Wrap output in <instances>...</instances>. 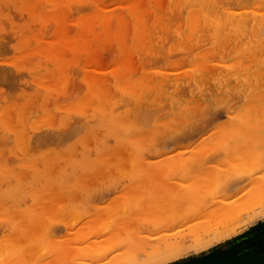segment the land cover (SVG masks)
<instances>
[{
	"label": "rangeland",
	"instance_id": "rangeland-1",
	"mask_svg": "<svg viewBox=\"0 0 264 264\" xmlns=\"http://www.w3.org/2000/svg\"><path fill=\"white\" fill-rule=\"evenodd\" d=\"M172 1L0 0V236L4 238L11 237L13 233L12 224H15L18 219H22V221L18 220L19 224H24L25 227L29 225L27 228L31 226V229L36 228L34 234L36 239H32L31 242L29 240L27 244L39 245L38 243L43 240L51 242L50 245H56L57 242L60 245L63 242L62 244L65 247L66 245L69 247L67 248L69 249L68 252L73 253L72 250L75 248H70V246H80L78 243H74V245L73 242L80 238H74V236L79 235L76 233L81 232L83 240L81 239L79 242H83V248H87L88 246L86 247L85 244H92L94 240L92 238H96L89 232L94 231L99 238H103L106 229H99V226L107 225L108 221L111 223L112 217L108 218L102 215L104 217L101 218L97 215V211L103 208L105 204L109 205L108 203L116 205L115 201L118 199L120 192L125 191L124 189L127 187H132L131 185L136 182V179L140 182L139 179L142 180L140 176L146 175L148 170L153 171L155 168L151 170V167V169L145 167H149V162L159 163L160 160L171 157V154L175 155L180 146L198 145L200 148L205 149L206 146L213 145V143L211 144L213 140L209 141L212 137L220 135L216 131L225 130L226 128L223 127L228 125L232 128L234 121L243 124L244 119L243 121L242 119L238 120L240 117L243 118L242 116L244 118L255 116L256 109L252 106L258 104V102L252 103L249 101V95L252 94L251 86L249 85L245 90L242 84L244 79L247 78L244 75L246 72L241 71V68H243L241 65L237 68L234 61H236L239 56L237 54L240 53L243 46L245 47L246 44L252 45L264 36V21L260 20L255 23L254 19L250 18L246 27V34L245 31H236L238 34H230L231 41L225 34L218 35V38H210L211 35L208 32H206L207 35L205 32H200L201 34L194 33L190 37L191 34H186L187 23L183 17L166 16L170 11L171 13L174 12L173 14L184 15L187 10L186 1L175 0L174 3ZM258 1H244L245 7H252L248 8L252 9L251 12L248 11L249 16L259 15L258 8L255 9ZM196 3L203 2L196 0ZM157 14L161 16L160 19L155 17ZM169 16L171 19H168ZM166 17L167 19H165ZM168 21L171 23L169 24ZM142 26L143 28L146 26V28L140 29ZM167 27L173 29L176 33L170 30L171 32L168 35L167 30L169 29ZM138 30H140L139 35L145 30L141 33V38L137 35ZM150 30L152 33L154 32L153 35H150ZM183 31L186 37L183 36ZM143 34L144 39H142ZM247 35H250V37ZM186 38H189L188 42ZM226 39L230 42L228 49L223 47L225 43L223 41ZM185 43L186 47L184 46ZM135 45L138 47L137 50ZM164 45L166 50L173 51H164ZM235 47L237 48L235 49ZM139 48L144 50L139 51ZM207 50L209 52L206 55ZM165 52L174 56H169ZM173 52L179 55H175ZM147 53H155L154 57L159 55L163 57L159 58L156 64L150 61L151 56L148 57ZM209 53L212 57L208 56ZM222 53H225L223 54L225 58H222ZM145 55L147 56L145 57ZM196 59H208L209 64H213L212 69L209 68V73L206 76L201 78H199L200 75L191 77L190 74L195 69L192 63ZM211 60L215 61L211 63ZM231 60L233 61L231 62ZM184 61H186V64H184ZM227 61L229 64L226 63ZM251 61L252 67L254 66V68H251L252 74L253 71L256 74L258 73H255L256 70L258 71L257 60L254 62V59H252ZM164 63L165 65H163ZM172 63L177 64L176 66H182V68L177 67L178 71H173L178 75L170 74L169 76H182L184 74L185 78L183 79L185 80L182 82L184 89L176 91L174 89L177 88L173 87V89L167 88V91L164 90V92L162 89H160L162 91H159L156 88L153 92L146 91L145 93L148 95H144L142 91L147 90V82L153 83L159 78V75L154 76L158 73V70L162 71L164 69L163 72L166 71L167 74L170 70L176 69L175 64ZM195 66H197V63ZM218 68L222 73L220 77ZM227 68L231 69L229 74L225 72ZM187 70L189 73L186 72ZM222 71L225 72L227 80L233 85L232 87L222 81L224 74ZM151 76H153L152 79ZM138 77L139 79H136ZM140 78H142L141 83L138 82ZM192 78H196V81H193ZM238 81L240 86H235ZM189 83H192V85H189ZM117 84L121 89L115 87ZM135 85L137 90L141 88L143 90L137 92ZM133 86L134 91L130 90ZM233 87L236 88V91ZM109 93L110 95H108ZM138 94L139 96L135 97ZM100 95L103 97L101 98L102 105L99 102L101 101V99L99 100ZM186 95H188V101ZM220 95L222 98L219 97ZM233 95L236 96L233 97ZM94 98L96 101L93 100ZM108 99L112 102H109L110 106ZM248 102L252 104L250 105ZM97 103H99V106L101 105L100 109L104 108L99 110ZM186 105L189 109L186 108ZM238 115H240L239 118ZM184 116L186 118L189 116V119L185 118L184 120L182 118ZM229 117H231L230 120H234L231 125L228 123L230 122ZM169 118L171 119L169 123L172 122L173 125L170 123V126H167ZM252 118L254 119V117ZM113 119L115 122L112 121ZM199 119H208L209 124H204L203 120L199 122ZM106 120L109 121V124ZM178 120L180 121L176 124ZM202 125L204 128H201ZM226 131L229 132L227 129ZM165 134L167 135L165 136ZM154 136L156 137L155 141ZM219 137L216 139L222 141L221 136ZM216 139H214L216 142L214 145H221V148L218 147L220 151L213 152L211 155L185 152L183 157L190 154L194 159L186 164L177 161L172 167L175 171L174 169L171 170L174 173L169 172L173 174L171 176H174V174L178 176L179 168L184 166L183 170L188 169L189 174L186 175L183 181L184 185H182H187L186 188L188 186L190 188L195 181L198 184V181L214 172L215 169L218 170L225 162L234 160L233 162L239 164L242 161L241 158L245 157L242 152L245 147L240 139H235L234 141L237 140L235 142L237 144L235 145L232 142L230 144H234V146L230 145V147L224 146V144H221L222 142L218 143ZM155 146L164 149V151L161 150L160 153H157ZM240 148H242V153L238 156H241V160H236ZM251 156L248 159L245 157L246 160L243 159V162L239 164V167H236L237 169L232 176L224 180L225 182H219L218 179L217 182L212 180L203 184L201 195L203 196L202 193L205 191V200L197 203L192 209V213H204V216H206L205 212L210 214L212 211L214 214L217 210L215 207L218 205L216 203H220L224 199L227 200L226 197L223 198L225 194L231 196V194L234 195V192L240 191L239 195L242 194L243 197L238 202L240 205L235 204L226 218V222L234 226L232 231L226 232L219 239H209L211 242H209V248L205 246L195 249L197 247L193 246L192 229L195 222L201 220L199 214V219H188L189 221L182 223V225L174 223L156 234L151 233L154 236L161 234L169 236L170 233L183 231L186 236L189 235L185 240L187 249H182L181 253L179 252L180 256L177 255L176 259L204 254L212 248L210 245L223 248L231 241H235V246L232 248L249 247L253 244L264 246V191H252L251 189V185L253 186L256 180H259L258 182L262 181L259 178L264 176V156L257 157L254 154ZM47 160L49 161L46 163L48 165L45 164ZM88 160L89 163L93 164L91 167L93 170L89 169L86 162ZM137 160L140 161L138 165ZM147 160L150 161L147 162ZM144 161L148 164H143ZM82 162L83 164H81ZM79 163L80 165H78ZM82 165L87 166L88 169H82L80 167ZM141 167L143 169L140 171L141 173L137 172ZM32 170L36 171L33 172ZM46 173L49 176L45 177ZM135 173L139 176L134 175V178L133 174ZM155 174L157 175L154 176ZM35 175L34 179L33 176ZM159 175H162L161 171L155 172L151 175V178L158 179ZM45 178L50 179L51 182L56 179V181L61 180V184L58 181V185L61 186L53 184L54 186L49 187V185L47 187L50 180L48 181ZM171 178L175 179L174 177ZM253 180L255 181L253 182ZM41 182H46L47 185L43 183L41 186ZM193 187L190 189H193ZM181 188L184 190L183 187ZM32 192H35L36 195ZM236 196L238 197V195ZM193 210L196 212H193ZM74 212L75 214H71ZM93 217L95 218L92 219ZM116 219L112 220L116 221ZM31 221L34 222V226L30 224ZM28 222L29 224H27ZM67 226H70L71 229ZM76 230H79V232H76ZM67 231L72 232L73 236L72 233L68 235ZM142 233L145 232L142 231ZM66 238L68 240L74 238L75 240L68 241ZM101 238L98 240H102ZM34 240H37V243ZM53 240L57 242L52 244ZM65 240L67 244L64 243ZM105 240H103V245H105ZM17 243L19 244V242ZM92 245H94V242ZM94 246H98L97 240ZM93 248L95 249V247ZM81 250L79 248V251ZM82 252H79L80 256ZM74 255L79 256L78 253ZM95 257L93 259H91L92 256L90 257L91 262ZM84 259L86 262L90 260L89 257ZM104 259L107 260L106 257ZM75 260L77 263V259ZM81 260L83 261V259ZM96 262L95 264L99 263Z\"/></svg>",
	"mask_w": 264,
	"mask_h": 264
},
{
	"label": "bare ground",
	"instance_id": "bare-ground-1",
	"mask_svg": "<svg viewBox=\"0 0 264 264\" xmlns=\"http://www.w3.org/2000/svg\"><path fill=\"white\" fill-rule=\"evenodd\" d=\"M174 1L175 0H173L172 2L174 3ZM184 1H186V5H187V10H186V13L184 14L185 16L183 14H179L180 16L177 13L173 14L174 12L171 13V11H170V13L166 14V16L167 15H171V17L172 16L178 17V18L179 17H183L185 19L184 21L187 23L186 24V26H187L186 27L187 28V31H186L187 33L186 34H191V35H189L190 37L194 33L205 32V34H206V32H208L211 35L210 38L211 37L212 38H218L219 37L218 35H220V34H225L229 38L230 34H236L237 33L236 31H238V32H244L245 31V34H246V27L249 24V19L250 18H253L255 23H258L260 20L264 21V0H259L258 2H256L255 9L258 8V10L260 11L258 16H256L254 14L256 17L254 15L249 16V12L248 11H250L252 9H248V8H252V7L251 6H249L248 8L245 7L244 6V1L245 0H220V1L219 0H201L203 3H196V0H184ZM167 6H168V4H167ZM235 8H237V9H235ZM155 17L159 18L161 16L157 14ZM164 17H165V14H164ZM171 17L168 18V19H171ZM140 19L142 20V18H140ZM140 19H137V20H140ZM165 19H167V17ZM165 22H166V20L164 21V23ZM172 22H174V21H172ZM177 22H178V20H177ZM159 23H161V22H159ZM162 23H163V20H162ZM168 23L170 24L171 22L168 21ZM175 23H176V21H175ZM175 23H173V24L176 25ZM179 24H178V26H179ZM254 27H255V24H254ZM144 28H146V26ZM144 28L142 26V28H140V29H144ZM147 29H149V28H147ZM163 29H164V27H163ZM167 29H169V28L167 27ZM167 29H165V30H167ZM170 30L174 31L173 29L170 28L169 30H167L168 31V33H167L168 35L171 32ZM138 32H140V30H138L137 33ZM142 32H145V30L142 31ZM141 33H140V35H141ZM151 33H152V31L150 32V35H153L154 32L152 34ZM136 34H135V37H136ZM147 34L148 33L146 32V35ZM183 34H184V31H183ZM186 34H184L183 36L186 37ZM137 35H138V37H140L139 33ZM247 36L250 37V35H247ZM140 38H136V39H140ZM144 38L145 37H144V34H143V38L142 39H144ZM151 38H152V36H151ZM189 38H186L187 42L189 41L188 40ZM199 38H201V37H199ZM145 40H147V39H145ZM190 40H191V38H190ZM166 41H168V40H166ZM229 41H231L230 38H229ZM229 41H228V39L223 41V42H225L224 45H223L224 48H227V49L229 48V46H230V42ZM149 42H150V39H149ZM179 42L183 43L184 40H183V42H181V41H179ZM162 43H164V42H162ZM236 43H235V45H236ZM136 45H137V43H136ZM136 45H135V47H136ZM165 45L163 47L164 51L166 50ZM171 45H173V44H171ZM185 45H186V43L184 44V46ZM137 46H139V45H137ZM141 46H142V44H141ZM141 46H140V48H141ZM147 46H148V44H147ZM234 46H233V48H234ZM152 47H151V49H152ZM167 47H168V45H167ZM239 47H240V44H239ZM137 48L138 47H136L135 49L137 50ZM140 48H139V51H143L144 50V49L141 50ZM144 48H145V46H144ZM174 48H176V47H174ZM236 48L237 47H235V49ZM166 51L172 52L173 50L171 51L170 49H167ZM208 52L209 51L207 50L205 52V54L208 53ZM149 53H151V52H149ZM154 54H148V57L151 56V60L150 61L157 64L158 59L163 57V56L160 57V55H159L157 57H154L155 56ZM161 54H163V53H161ZM166 54H168L169 56H174V55L169 54V53H166ZM174 54L176 55L177 53H174ZM205 54H204V56H205ZM223 54H225V53H222V55ZM177 55H179V54H177ZM237 55H239V56L237 57L236 61H234L236 63L235 65H237V68L240 67V65H241L243 67V68H241V71L242 72L243 71L246 72V74H244V75H246V77H247L246 79H244V77L242 76L244 81H243V83L242 82L241 83L243 84L245 90H246V88L249 85L251 86L252 94L249 95V97H250L249 101L252 102V103H257L258 102V104L252 106L253 108L256 109V111L254 112L255 116L252 115V117H254V119L256 118L255 120L251 116L248 117V118H244V116H242L243 118H241L240 115H238V118L240 117L238 120L242 119V121H243V119H244V123L242 124L241 122L230 120L231 117H232L231 116V117H229L230 122H228V123L231 125L232 124L231 122L234 121L233 125H232V128L229 125L227 127H225V126L223 127V128H226L227 130H229V132L226 131V129L225 130L222 129V130H224V131H222V130H220L221 128H218L220 131H216V132H219L217 134H220L217 137L221 136L222 141H218L217 140L218 138L214 136L215 138L212 137V139L209 140V141L213 140L211 142V144L213 143V145H211L210 142L208 141L209 145H211V146H206L205 149L204 148L203 149L200 148V146H198V145L197 146H194V145L190 146L189 145L187 147L180 146L179 150L175 153V155L171 154V157L170 156L166 157L165 159L160 160L159 163H156L155 161L154 162L152 161V163H151V162H149L150 160L149 161L147 160V162H149L150 165H149V167H147V166H145V167L149 168V169L152 168L151 170H153L154 168L155 169L153 171L148 170L147 173L151 172L150 174L146 173V175L145 174L143 176L141 175L140 177L142 178V180L139 179L140 182L137 181L138 179L135 180L137 183L138 182L139 183L142 182V184L139 185V183L137 184L135 182L133 185H135V187H138V188H135V187H133V185H131L132 187H127V188L124 189L125 191L120 192L119 193L120 195H119L118 199L115 201V204L117 203L118 205L117 204L116 205H114V204L110 205V203H108L110 206L105 204V206L103 208H100L97 211V215H99L101 218L106 216L108 218L112 217V219H114V218L118 219V220L116 219V221L111 219V223L108 221L107 225H102V227H104V228L99 226L100 227L99 229H106V231L103 234L104 237L103 238L100 237L102 240H98L100 238H99V236L97 234H95L96 232H94V231H90L89 232V233H92V235H94V237L96 236V238L98 236L97 239L96 238H92V240L94 239L93 240L94 245H96V240H97V245L98 246L100 245L99 248H98V246L92 245L93 242H92V244L91 243H89V244L86 243L87 245L85 244V246L86 247L88 246V247L87 248H83V244L84 243L83 242H79V241H81V239L83 240L81 232L80 233H76V234H79L80 236L79 235H77L78 237L74 236V238L76 237V239H78L80 237L79 238L80 240L78 239V240L73 242V244L74 243H78L80 246H77L75 244H74L75 246H70V248H72V247L75 248V249L72 250V251H74L73 253L68 252L69 249H67V248H69V247H67V245L65 247V245L62 244L63 242L61 243L62 245L61 244L58 245V242L55 241L56 239L53 240V242H52V244H54V242H57L56 245L55 244L54 245H50L51 242H47V241H44V240L42 242H39L38 243L39 245H37V244L36 245L27 244L29 240L31 242V240L36 237V236L34 237L36 228L34 227L35 229H31V226H30L29 227L30 229H29V228H27L29 226V225H27V224H29V222L26 224L27 227H25V226H23L24 224L21 225V224H19L20 222H18V220L22 221V219H18L17 222H15V224H12V226H11L12 230H13V233H12L11 237L4 238V237L0 236V264H73L74 261H75L74 264H77V263L78 264H80V263L81 264H83V263L84 264H92V262H94V260L96 262V257L97 256H98L97 257L98 258L97 262H99V263L96 262L97 264H100V263L101 264H212V263L214 264V262L215 263L221 262L223 264L227 263V262H228V264H264V260L263 261H252V260L249 259V258H255V257H264V246L263 245L262 246H255L253 244V245H251L249 247L243 246V247H238V248L237 247L236 248H232V247L235 246V241H231L223 248H221V247H213V245H210V246H212V248H210L204 254H200V255L194 256V257H185V258L176 259L178 256H180L179 252L181 253L182 249L183 250L187 249V247H186L187 243L185 244V240L187 239V237L189 235L186 236L185 232L183 233V231H182L180 233H170L169 236L165 235V234H161V235H157V236L155 235L154 236V234H156L158 231H160V230H162V229H164V228H166V227H168L170 225H173L174 223L182 225V223H186L187 221L192 220V218H193V220H194V218H198L199 219V217H198L199 214L201 215V220L196 221L195 225H194V227L192 229L193 230L192 231L193 232V239H192L193 246L195 245L194 247H197L195 249L208 246L209 242H210L209 239H214V238L215 239H219L221 236H224L226 234V232H230L234 228L233 225L228 224L226 222V218L228 217L229 212H231L233 210L232 208L234 207L235 204L236 205H240L238 202H240L241 198L243 199L242 194H240L241 197L239 195L240 191L234 192V195L231 194V196L228 195V194H225L223 196V198L226 197L227 200L224 199V201H222L220 203L219 202L216 203V204H218L217 207H215V209L217 208V210L215 211V209L213 208L215 213L213 214V212L211 211L212 214L211 213L209 214L207 212L208 215H210V217H208L206 212H205V215L207 217L204 216V213L203 214H201V213H192V209L194 208V206L197 203H200V202L205 200V196H204L205 195L204 194L205 191L204 190H203L204 192L202 193L203 196L201 195V190H202V185L203 184H205L206 182H211L212 180L217 182V180L219 179V182H220V181H224L226 178H230L232 176V174L236 171V169H237L236 167L237 166L239 167V164L241 162H243V159L245 157H246V159H248L253 154L255 156H257V157H259L260 155H261V157L264 156V36L262 38H259V40H257L252 45L246 44L245 47L243 46L241 51H240V53L237 54ZM146 56L147 55H145V57ZM208 56H210V53H209ZM210 57H212V56H210ZM222 58H225V55H223ZM123 59H124V57H123ZM252 59H254V62H255V60H257L256 61V65L258 67V71L256 70L255 73L256 72H258V73H256V74H254V71H253V74H252V71H251V68H254V66L252 67V61H251ZM207 60L208 59H204V60L196 59L192 63L193 64V68H195V69L193 70L192 74H190V75H192L191 77L200 75L199 78H201V77L206 76L209 73V68L212 69L213 64L212 65L209 64V61H207ZM226 60H228V59H226ZM233 60H231V62ZM172 61L175 62L174 60H172ZM213 61H215V60H213ZM213 61L211 63H213ZM228 61H230V60H228ZM228 61L226 62L227 64H229ZM142 62H143V59H142ZM151 62H150V64H151ZM182 62H183V60H182ZM185 62L186 61H184V64H186ZM195 62L197 63V66L194 67V65H196ZM224 62H222V63H224ZM231 62H230V64H232ZM122 63H124V62H122ZM172 64L174 65L175 63H172ZM119 65H121V64L119 63ZM138 65H139V63H138ZM163 65H165V63ZM176 65L177 64H175L174 66H176ZM181 65H183V64H181ZM177 67L182 68V66L181 67L180 66H176V69L174 68L173 70H170V71L171 72H173L174 70H175V72L178 71ZM170 68H172V67H170ZM237 68H235V69H237ZM184 70H185V67H184V69L182 71L183 73H184ZM163 71H164V69H162V71L158 70L159 74L156 73V75H154L155 77L157 75H159V78L155 82H153V83H149V81L147 82V85H146L147 86V90L144 89L145 90L144 91L142 88L140 89V90H143L142 93H144V95H146V96L148 95V94L145 93L146 91L147 92L148 91L153 92L156 88H158L159 91H162V90L163 91L164 90L167 91V88H172L173 89V87L177 88V89H174L176 91H180V90L184 89V86L182 84V82L185 80V79H183V78H185L183 76L184 74L182 76H169L170 74H173V75L174 74L178 75V74L175 73V72L171 73L170 71L169 72L167 71L168 73L166 74V71L165 72H163ZM216 71H217V69H216ZM182 72H180V73H182ZM186 72H188V70ZM213 72H211V73L213 74ZM218 72H219V77H220L222 75V73H221V71H219V68H218ZM222 72H224V71H222ZM225 72H226V74H229L231 72V69L227 68L225 70ZM225 72L223 74L222 81L225 84H227L229 87L230 86L232 87L233 85L227 80ZM95 75H93V76H95ZM233 75H235V74H233ZM152 77L153 76H151V79H152ZM136 79H139V77L136 78ZM141 79L142 78H140V80H138V82L140 81L139 83H141ZM207 79H209V78H207ZM192 80L196 81V78H192ZM143 81H144V79H143ZM189 82H190V80H189ZM205 83H207V82H205ZM232 83H234V82L232 81ZM137 85H139L141 87L143 86L141 84H137ZM189 85H192V83H189ZM235 86H240L239 81H238V83ZM115 87H118V88L121 89V87H119L118 84ZM135 87H136V90H137V86L136 85H135ZM133 88H134V86L131 87L130 90H133ZM160 89H162V90H160ZM234 89L236 91V88H234ZM140 90H137V92H139ZM169 91H171V90H169ZM237 92H238V89H237ZM256 92H258V93H256ZM139 94L135 95V97L139 96ZM163 94H165V93H163ZM108 95H110V93ZM182 95H184V94H182ZM165 96H166V94H165ZM187 96L188 95H186V100L188 101L189 99L187 98ZM235 96L233 95V97H235ZM126 97H128V96H126ZM130 97H132V96H130ZM219 97L222 98L221 95ZM219 97H217V98H219ZM101 98H103V97H101V95H100L99 100ZM132 98H130V99H132ZM93 100L96 101L95 98ZM110 100H111V98H110ZM110 100L108 101L109 106H110L109 102L112 101V100L111 101ZM174 100H176V99H174ZM103 101H104V99H103ZM99 102L101 103V105L103 104L102 103V99ZM252 103H249V104L251 105ZM184 104H185V102H184ZM205 104H206V102H205ZM93 105L95 106V104H93ZM97 105L96 106L99 108V110L104 108V107H102L100 109L101 105L99 106V103H97ZM181 105H179V106L182 107ZM183 106H185V105H183ZM187 106L188 105H186V108L189 109ZM176 113H178V112H176ZM177 115H176V118H177ZM187 115H189V114H187ZM170 118L168 119V125L167 126H170V123L172 124V122L169 123V120L172 119V118L171 119ZM182 118L185 120L186 117L184 116ZM115 119L118 120L117 118H115ZM186 119H189V116H187ZM175 120H177V119H175ZM200 120L201 119H199V122H200ZM202 120H203L204 124H207L209 122V121H207L208 119H202ZM112 121L115 122L114 119ZM179 121L180 120H178V122H176V124L179 123ZM107 122L109 124V121H107ZM165 122H166V120H165ZM181 122H182V120H181ZM186 122H187V120H186ZM238 123H239V126H238ZM162 124H161V126H163ZM165 124H167V123H165ZM224 125H227V124H224ZM234 126H237V127H234ZM233 127H234V129H233ZM201 128H204L203 125H202ZM162 130H163V128L161 129V131ZM231 130H233V131H231ZM166 135L167 134H165V136ZM214 139H216V141H218V143L222 142L221 144H224V146H227V147L228 146L230 147L232 142H234V144L236 145L237 143H235V142L237 140H239V139H240V142L243 141L242 143H243L245 149L240 148V150L237 152L238 159H236V160H241L242 159V161L239 164H236L237 162H233L234 160H231L232 162L231 161L225 162L224 164H222L220 166V168L218 170L215 169L214 172L208 174L204 179L200 180L201 182L198 181V184H196L195 182H197V181H195L194 182L195 184L193 183V186L194 185L195 186L194 187L191 186V187H193L194 190L190 189L191 187L189 188V186H188L189 189L186 188L187 185L183 186L184 185L183 181L186 178V175L189 174V172H187V171H189L188 169L185 168L186 170H183L184 166L179 168L180 170H179L178 176L175 175V174H174V176H171L173 174L169 173V172H173L174 173L175 169L172 168V167L177 161L178 162H184V164H186V163H189V161H192L194 159V157L190 155V154H192V152L193 153L197 152L199 154L202 153V154H206V155H211V154H213V152L220 151V149L218 147H220L221 145L217 146L218 145L217 144L215 146L214 143H216V142H215ZM235 139H237V140L234 141ZM155 140H156V137L154 136V141ZM234 144L231 145V146H234ZM156 146H155V151L157 153H160L161 150L164 151V149H161L160 147L157 148ZM223 148H225V147H223ZM235 148H237V147H235ZM188 151L190 153L189 156L187 155V157H183L184 153L185 152L187 153ZM241 151L244 154L243 156H245L244 158H241V156L240 157L238 156V154L240 155V153H242ZM246 159H244V160H246ZM85 160H87V159H85ZM48 162H49L48 160H47V162L45 161V164L48 163ZM83 162L81 164H83ZM86 162L88 163L87 165H88V167L90 169L93 164L89 163L90 162L89 160L86 161ZM136 162H137V165L140 163L139 160H137ZM95 163H97V162H95ZM143 164L147 165L148 163H145V161H144ZM151 164H153V165L151 166ZM46 165H48V164H46ZM78 165H80V163ZM84 165H82V166H84ZM82 166H80L82 169H85V170L88 169L87 166H84V167H82ZM136 169H137V166H136ZM173 169H174V171H171ZM91 170H93V169L91 168ZM141 170H143L142 167L137 172H140ZM35 171H33V172H35ZM158 171H161L162 175H159L158 179H154V178L152 179L151 175H153L155 172L157 173ZM10 174H11V172H10ZM35 174H37V173H35ZM47 175H48V173H46V175H44V176L46 177ZM134 175L136 176L138 174L135 173V174H133V176ZM156 175L157 174H155L154 176H156ZM135 176H134V178H135ZM33 177L35 179L36 175L33 176ZM171 177H174L175 179H172ZM39 178L42 179V177H40V176H39ZM41 179H40V181H42ZM45 179H47V178H45ZM259 179L262 180V181H260L261 183L258 182L259 180L258 181L256 180L257 182L255 180H253V182L254 181L255 182L253 183V186L251 185L252 191H264V182H263L264 181V176L260 177ZM47 180H45V181H47ZM56 180L55 181L53 180L54 183H53V181L51 182V180H50V183H52V184L48 183V185H47L46 182L45 183L43 182V183L46 184L47 187L49 185H50L49 187H51V186H54L55 184L58 185V181L59 182L61 181V180H58V181H56ZM61 182L59 184H61ZM43 183L41 182V186L43 185ZM136 184H137V186H136ZM46 185H44V187H46ZM58 186H61V185H58ZM196 186H199V187H196ZM181 187H183L184 190H182ZM128 188H130V190H128ZM132 188H135V189H132ZM32 193L34 195H36L35 192H32ZM206 193L208 194L207 191H206ZM236 195H238V197ZM57 202L60 203L58 200H57ZM43 211H45V210H43ZM193 212H196V211L193 210ZM71 214H75V212L71 213ZM102 215H104V216H102ZM202 215L204 216L203 221H202V217H203ZM32 217H33V215H32ZM95 217H93L92 219H94ZM33 219H35V218L33 217ZM99 221H101V220H99ZM94 222H96V221H94ZM33 223L31 221L30 224L32 225ZM97 223H98V221H97ZM101 224H103V223H101ZM33 226H34V224H33ZM67 228L71 229L70 226H67ZM47 229H48V227H47ZM142 231H144L145 233H142ZM72 232L74 233V231H72ZM76 232H79V230H76ZM67 233H68V235L71 234L68 231H67ZM73 233H72V236H73ZM151 233H154V234H151ZM107 235H110V236L108 237ZM150 235H152L153 238L150 239V237H152ZM32 236H33V238H32ZM40 238H41V236H40ZM74 238H73V240H75ZM104 239H106L105 240V245H103V243H104L103 240ZM37 240H34V241L37 243ZM66 240H68V239L66 238ZM66 240L64 241V243L67 242ZM71 240H68V241H71ZM34 241H32V242H34ZM17 242H19V244ZM70 243H69V245H70ZM90 245H91V247H90ZM77 247H79L80 250L82 248L83 249L81 251H79V248H77ZM93 247H95V249ZM100 247H102V248H100ZM208 248H209V246H208ZM77 250L79 252H82L84 250L81 254L83 256L84 255L85 256L84 257L82 255L80 256V253ZM88 250H90L89 253L91 252V254L88 253ZM93 251H95V252H93ZM77 253H78L79 256H75L74 255V254H77ZM102 253H103V255H102ZM91 256H92L91 259H93L94 256H96L95 259L92 260V262H91V259H90ZM99 256H101V257H99ZM88 257L90 259V260H87L89 263L86 262L85 259H84V258L88 259ZM105 257H106L107 260L104 259ZM75 259H77V261H78L77 263H76ZM81 259H83V261ZM101 259L105 260V261H102ZM245 259H247V260H245ZM230 260H234V261H230ZM95 262H94V264H95Z\"/></svg>",
	"mask_w": 264,
	"mask_h": 264
},
{
	"label": "water",
	"instance_id": "water-1",
	"mask_svg": "<svg viewBox=\"0 0 264 264\" xmlns=\"http://www.w3.org/2000/svg\"><path fill=\"white\" fill-rule=\"evenodd\" d=\"M252 232V231H251ZM249 234H250V232H249ZM250 260H252V261H263L264 260V257H255V258H249ZM236 260V259H235ZM245 260H247V259H245ZM230 261H234V260H230ZM227 262V261H226ZM213 264V263H212ZM214 264H223V263H221V262H217V263H215L214 262ZM224 264H228V262L227 263H224Z\"/></svg>",
	"mask_w": 264,
	"mask_h": 264
}]
</instances>
